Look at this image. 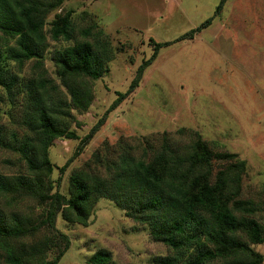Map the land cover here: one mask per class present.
Masks as SVG:
<instances>
[{
    "label": "trees",
    "instance_id": "1",
    "mask_svg": "<svg viewBox=\"0 0 264 264\" xmlns=\"http://www.w3.org/2000/svg\"><path fill=\"white\" fill-rule=\"evenodd\" d=\"M63 1L0 0V89L18 113L17 117L10 114L6 123L0 120V149L16 154L25 167L23 173H0L2 263L56 264L68 247L67 236L55 226L56 216L85 226L97 199L105 198L146 225L150 237L168 248L155 264H262V255L253 245L264 242V228L257 220L264 212V200L242 195L245 160L213 149L197 130L181 127L173 136L162 132L151 151L143 148L138 156L125 151L117 156V163L103 166L105 174L74 170L68 176L67 194L57 190L68 164L108 113L138 85L158 48L171 43L149 38L150 56L141 60L127 88L114 91L115 97L79 137L68 126L70 112L88 108L93 98L90 80L105 72L108 49L99 40L102 33L92 30L93 24L76 26L70 10L55 12ZM50 13L52 18L47 20ZM195 31L198 27L174 41L190 39ZM48 39L67 43L50 51L57 82L43 67ZM5 62H13L16 71L5 67ZM28 62L29 72L21 75ZM54 139L78 141L60 166L48 154ZM54 169L58 175L52 181ZM27 201L36 210L26 208V212ZM50 251L53 256L46 258ZM84 264L114 263L110 253L99 248Z\"/></svg>",
    "mask_w": 264,
    "mask_h": 264
},
{
    "label": "rangeland",
    "instance_id": "2",
    "mask_svg": "<svg viewBox=\"0 0 264 264\" xmlns=\"http://www.w3.org/2000/svg\"><path fill=\"white\" fill-rule=\"evenodd\" d=\"M218 2L65 0L55 10H70L76 26L93 24L92 30L102 33L99 40L108 49L105 72L90 80L93 98L88 108L70 112L68 126L79 137L115 97L114 91L127 88L141 60L150 56L149 38L171 42L158 48L138 85L108 113L82 152L65 168L57 186L59 192L67 194L72 171L83 168L105 174L103 166L117 163V156L125 151L135 156L143 148L151 151L162 132L173 136L182 127L197 130L213 149L244 159L242 195L264 200V0H224L214 13ZM208 18L209 23L200 26ZM196 27L192 38L174 41ZM65 44L48 39L43 57V67L56 82L50 51ZM4 64L16 71L13 62ZM30 66L25 63L21 75H26ZM10 114L17 117L18 113L10 108L8 97L0 89V120L6 123ZM77 142L54 139L48 150L51 162L62 165ZM99 155L103 156L101 162H97ZM23 172L24 164L17 155L0 149V173ZM57 175L54 169L52 181ZM26 205V212L36 210L31 201ZM257 220L264 228L263 211ZM55 226L68 238V247L56 264H84L99 248L110 253L114 264H155L168 253L165 245L150 237L146 225L126 216L105 198L97 199L87 225L70 224L57 215ZM253 249L262 255L264 264V242L253 245ZM53 251L47 252L46 258L52 257Z\"/></svg>",
    "mask_w": 264,
    "mask_h": 264
}]
</instances>
